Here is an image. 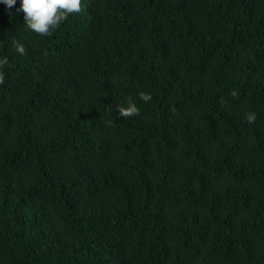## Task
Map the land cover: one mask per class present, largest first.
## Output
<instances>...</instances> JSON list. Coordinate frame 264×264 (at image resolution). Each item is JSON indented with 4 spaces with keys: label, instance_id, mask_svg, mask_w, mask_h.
Returning a JSON list of instances; mask_svg holds the SVG:
<instances>
[{
    "label": "trees",
    "instance_id": "1",
    "mask_svg": "<svg viewBox=\"0 0 264 264\" xmlns=\"http://www.w3.org/2000/svg\"><path fill=\"white\" fill-rule=\"evenodd\" d=\"M19 2L0 264H264V0H81L50 35Z\"/></svg>",
    "mask_w": 264,
    "mask_h": 264
},
{
    "label": "clouds",
    "instance_id": "2",
    "mask_svg": "<svg viewBox=\"0 0 264 264\" xmlns=\"http://www.w3.org/2000/svg\"><path fill=\"white\" fill-rule=\"evenodd\" d=\"M17 0H0V4L11 9L16 5ZM17 11H22L24 21L29 30L39 35H50L51 30L57 28L62 21L68 19L69 14L79 13L81 11V0H20ZM15 50L21 54L25 49L23 44L15 43ZM8 63L6 56L0 57V66ZM0 76V82H2ZM139 98L145 102L151 100V94L140 91L137 93ZM139 108L136 103L129 98L126 106H119L118 113L121 116L128 117L138 114ZM256 113L246 114L248 123L254 122Z\"/></svg>",
    "mask_w": 264,
    "mask_h": 264
}]
</instances>
